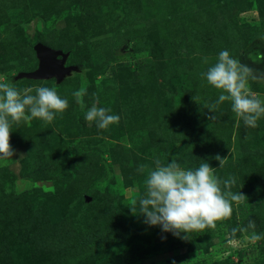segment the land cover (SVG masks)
<instances>
[{"label": "rangeland", "instance_id": "374dc122", "mask_svg": "<svg viewBox=\"0 0 264 264\" xmlns=\"http://www.w3.org/2000/svg\"><path fill=\"white\" fill-rule=\"evenodd\" d=\"M3 23L0 81L33 95L53 88L69 106L51 123L12 125L15 155L0 159V219L26 216L40 193L56 198L43 205L50 237L32 251L0 245V264H264V230L233 235L249 221L264 227V117L247 127L229 101L210 113L220 91L201 75L222 50L264 72V0H0ZM31 41L68 52L66 64L79 69L60 83L12 80L37 66ZM85 82L86 108L98 100L118 123L98 129L85 120L72 95ZM249 86L264 100V83ZM217 155L227 158L222 167ZM157 160L192 170L208 162L246 198L190 239L163 232L130 211ZM241 247L253 252L236 261Z\"/></svg>", "mask_w": 264, "mask_h": 264}, {"label": "clouds", "instance_id": "9594fccd", "mask_svg": "<svg viewBox=\"0 0 264 264\" xmlns=\"http://www.w3.org/2000/svg\"><path fill=\"white\" fill-rule=\"evenodd\" d=\"M204 62H208L207 58ZM201 75L209 85L220 91L217 102L206 106L210 113H214L221 103L229 101L238 120H242L247 127H257V121L264 117V100L252 91L249 80L264 83V72H257L242 64L240 59L232 58L227 50H222L216 63ZM34 91L33 95L32 88L21 91L10 81H0V159L13 160L15 155L10 143L13 123L30 122L34 118L51 123L69 106L68 100L61 98L53 88L37 86ZM86 94V82L72 93L75 103L84 111L86 121L94 122L98 129H107L119 122L118 115L97 107L98 100L86 108ZM208 118L215 119V116ZM215 159L222 167L227 158L217 155ZM139 170L143 172L144 167ZM235 183L233 177L221 181L208 162L192 170L182 168L176 160L166 166L157 160L155 169L148 172L146 190L138 198V207L134 202L130 211L133 215L143 216L145 224L159 225L163 232H171L173 236L187 240L190 239L189 233L214 229L217 222L231 216L232 203H240L246 198L241 192L230 190ZM254 228V221H249L247 229H233V235L238 230ZM249 238L255 242L261 237L253 231Z\"/></svg>", "mask_w": 264, "mask_h": 264}, {"label": "trees", "instance_id": "16d2710c", "mask_svg": "<svg viewBox=\"0 0 264 264\" xmlns=\"http://www.w3.org/2000/svg\"><path fill=\"white\" fill-rule=\"evenodd\" d=\"M61 13H70V11L69 9L64 8L61 11ZM4 25L5 23L0 24V28H2ZM64 29L66 30V28ZM42 30L47 31V28L43 26ZM35 42L36 41H31V44L33 45ZM209 43H211V41ZM48 46L56 48L52 45H48ZM181 54H182V57L185 56L184 51L181 52ZM34 68H31L30 70ZM204 69L205 71H207V65L205 66ZM88 192H89L88 194H90V191ZM55 198L56 197L52 194V192H45L43 194L40 193V195L33 197L31 199V202H30L31 210L26 216H16L8 221L0 219V245H2L3 248L8 247V250H9V245H14V246H23L24 251H27V250L32 251L35 247L34 245H38V244L40 245V243L43 240H47L48 237H50V234H49V229L48 227H46V225L42 227L43 219L45 218V216H47L46 208L43 205L44 203L47 202L49 206H51L52 205L51 201L54 200ZM36 202H38V204ZM49 216L50 217L47 218L46 220V224H49L53 220L51 212L49 213ZM255 222L256 221H254V223ZM33 225H34L35 230H33ZM244 227L245 229H247L246 226ZM255 228L259 229L260 231L264 230L263 225L261 226L258 223L255 224ZM252 252H253L252 247L251 248H248V247L238 248L235 252V255L237 257L236 261H238L243 256H246ZM116 264H126V263L120 262Z\"/></svg>", "mask_w": 264, "mask_h": 264}, {"label": "water", "instance_id": "95a60500", "mask_svg": "<svg viewBox=\"0 0 264 264\" xmlns=\"http://www.w3.org/2000/svg\"><path fill=\"white\" fill-rule=\"evenodd\" d=\"M32 49L37 59V66L29 71L16 72L12 80L20 78L47 80L54 78L56 83H60L71 72L79 69L75 64H66L68 52L62 51L59 48H53L40 41H36L32 45Z\"/></svg>", "mask_w": 264, "mask_h": 264}]
</instances>
